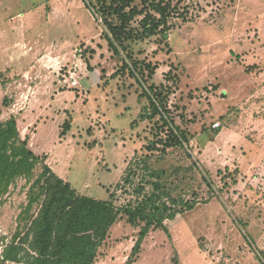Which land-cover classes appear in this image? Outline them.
<instances>
[{
  "label": "rangeland",
  "instance_id": "1",
  "mask_svg": "<svg viewBox=\"0 0 264 264\" xmlns=\"http://www.w3.org/2000/svg\"><path fill=\"white\" fill-rule=\"evenodd\" d=\"M163 1L168 25L132 45L143 65L129 72L84 0H0V121L42 117L35 143L47 150L69 120V182L99 200L115 193L116 206L129 198L115 190L127 164L166 137L161 117L186 135L149 163L201 203L165 222L169 235L150 231L135 255L141 228L118 221L93 264L264 263V0ZM41 171L0 195V253Z\"/></svg>",
  "mask_w": 264,
  "mask_h": 264
},
{
  "label": "trees",
  "instance_id": "2",
  "mask_svg": "<svg viewBox=\"0 0 264 264\" xmlns=\"http://www.w3.org/2000/svg\"><path fill=\"white\" fill-rule=\"evenodd\" d=\"M84 2L101 21V37L109 49L114 55H126L122 68L129 72L143 65L142 61L133 58L132 45L152 37L159 28H165L171 13L163 0ZM139 17L142 18L135 28L133 25ZM147 97L150 101L151 96L147 94ZM161 120L166 137L144 146L147 154L135 155L115 186L117 192L129 197L121 206H116L117 196L112 192L106 200L80 194L54 174L45 165L44 158L35 156L28 149L27 140L20 138L15 117L0 122V195L16 178L31 176L36 163L42 166L40 175L29 189L28 203L18 217L14 234L2 245L0 261L11 264H93L110 229L121 220L141 228L132 249L133 255L138 253L150 231L159 230L169 235L165 222L193 211L201 202L177 195V185L167 182L164 170L150 166L149 153L160 152L158 161L168 149L186 141L184 133L177 128L173 130L163 117ZM70 124L69 120L64 122L60 137L70 131ZM257 259L264 264L263 260Z\"/></svg>",
  "mask_w": 264,
  "mask_h": 264
},
{
  "label": "crops",
  "instance_id": "3",
  "mask_svg": "<svg viewBox=\"0 0 264 264\" xmlns=\"http://www.w3.org/2000/svg\"><path fill=\"white\" fill-rule=\"evenodd\" d=\"M12 26H14V27L18 26L19 27V23L17 25L12 24ZM16 57L17 56H15V58ZM18 57L21 58V56H18ZM14 60H13V62H14ZM0 75H1V73H0ZM4 87H5V89H7V86L1 82L0 88L2 90V97H1L0 102H1L2 108H7L8 106L4 105V101H7V98L5 97L6 94L3 95L4 90H5V89H3ZM21 115L22 114L17 113L16 111H12L5 120L9 119L11 116L15 117L16 122H17V130L19 132L20 138L22 140H27L28 149L30 151H32L35 156L40 157V158H44L45 165H47L52 170V172L54 174H56L60 179L64 180L65 182L70 183L69 182L70 171L72 170L73 165H72L71 161L69 160L68 155L67 154L65 155L64 143H66L68 145L69 144L73 145V143H71V141H69L68 136L60 137L61 126L64 123L59 128L58 138L55 142V145L52 146L51 148L47 149V150L43 149V148L38 149V147L35 143L36 132H37L36 130H37V123L39 122V120H42L41 119L42 117L34 116V118L32 117L33 119L30 120V115H28L29 118H26V122L23 123L20 120V118H18V116H21ZM22 116H26V115L23 114ZM5 120H2V121H5ZM2 121H0V122H2ZM31 127L34 129V131L31 134H29L28 130ZM113 185L114 184L110 185L109 187L106 186V192ZM73 188L76 189L80 194L86 195L84 192V190H86V189H82V188L77 189L74 186H73Z\"/></svg>",
  "mask_w": 264,
  "mask_h": 264
},
{
  "label": "built area",
  "instance_id": "4",
  "mask_svg": "<svg viewBox=\"0 0 264 264\" xmlns=\"http://www.w3.org/2000/svg\"><path fill=\"white\" fill-rule=\"evenodd\" d=\"M70 85L71 87H77L78 86V80L76 79V77L74 76H70ZM220 124L219 123H216L213 125V128H219Z\"/></svg>",
  "mask_w": 264,
  "mask_h": 264
}]
</instances>
